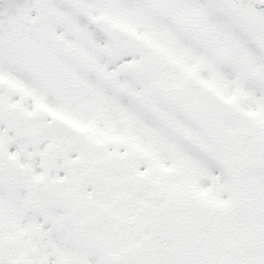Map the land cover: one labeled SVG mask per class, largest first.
Wrapping results in <instances>:
<instances>
[{
  "label": "snow or ice",
  "instance_id": "snow-or-ice-1",
  "mask_svg": "<svg viewBox=\"0 0 264 264\" xmlns=\"http://www.w3.org/2000/svg\"><path fill=\"white\" fill-rule=\"evenodd\" d=\"M0 264H264V0H0Z\"/></svg>",
  "mask_w": 264,
  "mask_h": 264
}]
</instances>
